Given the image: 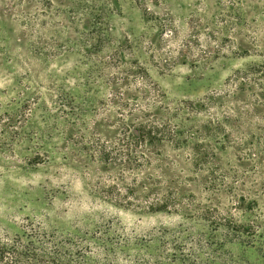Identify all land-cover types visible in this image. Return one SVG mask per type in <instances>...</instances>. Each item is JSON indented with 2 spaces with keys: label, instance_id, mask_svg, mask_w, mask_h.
<instances>
[{
  "label": "rangeland",
  "instance_id": "1",
  "mask_svg": "<svg viewBox=\"0 0 264 264\" xmlns=\"http://www.w3.org/2000/svg\"><path fill=\"white\" fill-rule=\"evenodd\" d=\"M29 240L264 264V0H0V244Z\"/></svg>",
  "mask_w": 264,
  "mask_h": 264
},
{
  "label": "trees",
  "instance_id": "2",
  "mask_svg": "<svg viewBox=\"0 0 264 264\" xmlns=\"http://www.w3.org/2000/svg\"><path fill=\"white\" fill-rule=\"evenodd\" d=\"M127 136V139L135 143L136 146L145 147L152 146L158 139V129L154 126H139ZM117 161L115 152L112 151V165ZM113 168V167H112ZM160 204L158 209L170 206L171 198L166 196L157 199ZM0 264H66L65 256L62 254L61 248L53 246L51 249L44 244H40L37 240H29L27 242H14L12 244H0Z\"/></svg>",
  "mask_w": 264,
  "mask_h": 264
}]
</instances>
